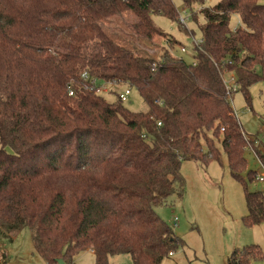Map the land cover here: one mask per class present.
<instances>
[{"label":"trees","instance_id":"obj_1","mask_svg":"<svg viewBox=\"0 0 264 264\" xmlns=\"http://www.w3.org/2000/svg\"><path fill=\"white\" fill-rule=\"evenodd\" d=\"M181 1L187 8L203 3ZM199 12L202 42L187 62L172 54L177 41L169 37L157 54L149 52L154 36L166 34L152 16L184 27L173 0H0L2 236L29 228L46 264H71L87 248L95 264L120 253L133 264H160L180 240L154 207L182 195V161H219L217 142L243 186V223H264V190L247 186L257 172L242 175L245 148L263 169L264 154L230 103L236 91L249 103V87L264 83V6L218 0ZM124 14L136 20L121 39L110 25ZM83 71L132 86L145 110L131 111L113 90L108 101L95 87L85 89ZM226 72L236 85L230 94ZM237 256L235 248L229 264L263 258L255 244Z\"/></svg>","mask_w":264,"mask_h":264},{"label":"rangeland","instance_id":"obj_2","mask_svg":"<svg viewBox=\"0 0 264 264\" xmlns=\"http://www.w3.org/2000/svg\"><path fill=\"white\" fill-rule=\"evenodd\" d=\"M217 1L203 0L202 4H193L187 8L181 0H173L179 16L184 17L185 25L182 28L181 24L164 16H152L155 25L166 34L154 36V47L149 52L157 54V48L165 43L167 45L166 39L169 37L177 41L172 54L187 62L191 61L194 53L192 40L200 39L198 25L204 21L199 10ZM259 4L264 6V0H259ZM194 13L195 21L191 17ZM135 20L131 14L113 18L110 26L115 30L110 29L111 33L122 39L129 33L128 24ZM239 24V15L233 13L229 20L230 28L235 30ZM180 46H184L186 52H181ZM232 75V72H226L225 82L229 83ZM124 87L121 84L112 89L118 92ZM102 94L108 101L115 99L114 93ZM249 94L250 100L247 103L242 92L236 91L232 93L230 103L245 136L253 140L254 148L264 154V83L254 82L249 87ZM123 103L131 111H143L146 108L133 87ZM216 145L220 152L219 161L211 160L205 165L191 160L182 161V195H173L166 205L154 207L159 218L172 228L180 240L179 245L171 254L164 256L160 264H229L228 258L235 248L239 256L243 247L250 244L260 247L263 258L249 259L246 264H264V223L253 226L243 223L242 217L247 211L243 186L232 177L220 143ZM244 156L247 161L246 169L242 172L244 177L247 169L257 173L263 170L251 148H245ZM247 186L251 191L264 190V180L255 178ZM0 264H46L33 248L29 228L24 227L12 237L2 236L0 232ZM71 264H95L94 254L82 250L73 257ZM109 264L133 263L130 254L120 253L110 256Z\"/></svg>","mask_w":264,"mask_h":264},{"label":"built area","instance_id":"obj_3","mask_svg":"<svg viewBox=\"0 0 264 264\" xmlns=\"http://www.w3.org/2000/svg\"><path fill=\"white\" fill-rule=\"evenodd\" d=\"M179 21L185 25V21H184V17L182 18V16H179ZM193 45L194 46H198L201 44L202 42V39H194L193 38ZM181 51L182 52H186V48L184 46H181ZM81 77L88 81V84L87 85H84V88L87 89L88 87L91 88H94L95 87V90L96 92L98 93H109L111 92L113 89L114 86L116 85H119L117 84L116 82H112V81H102V80H98L94 77H90L86 71H83L81 73ZM223 82L225 84V88L227 90V93L230 94L229 92H234V90L236 89V85L234 83V78H233V75L230 77V82L227 83L225 82V80L223 79ZM131 87L130 85H125V87L123 88V90H119L117 92V95H118V98L122 101H125L127 99V96L130 94L131 92ZM68 94L69 95H72L73 94V91L71 89L70 86H68ZM159 125V122L157 123ZM264 131V129H263ZM263 169V168H262ZM257 179L260 180V181H263L264 180V169L262 171H260V173L257 174ZM172 252H170L169 254H171Z\"/></svg>","mask_w":264,"mask_h":264},{"label":"crops","instance_id":"obj_4","mask_svg":"<svg viewBox=\"0 0 264 264\" xmlns=\"http://www.w3.org/2000/svg\"><path fill=\"white\" fill-rule=\"evenodd\" d=\"M239 23H240V18H239ZM231 29H232V28H231ZM261 171H262V170H261ZM257 174H258V173H257ZM86 250L89 251V252H91V253H93V251H92L90 248H87ZM170 252H172V251H170ZM170 252H169V253H170ZM93 254H94V253H93Z\"/></svg>","mask_w":264,"mask_h":264},{"label":"water","instance_id":"obj_5","mask_svg":"<svg viewBox=\"0 0 264 264\" xmlns=\"http://www.w3.org/2000/svg\"><path fill=\"white\" fill-rule=\"evenodd\" d=\"M59 263H61V261Z\"/></svg>","mask_w":264,"mask_h":264}]
</instances>
